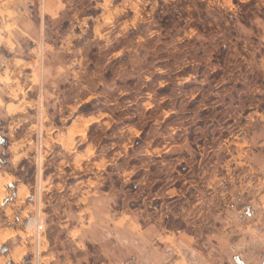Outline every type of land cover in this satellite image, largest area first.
Returning a JSON list of instances; mask_svg holds the SVG:
<instances>
[{
	"label": "rangeland",
	"instance_id": "obj_1",
	"mask_svg": "<svg viewBox=\"0 0 264 264\" xmlns=\"http://www.w3.org/2000/svg\"><path fill=\"white\" fill-rule=\"evenodd\" d=\"M67 12L45 18L44 75L32 79L41 88L22 75L20 109L0 110V150L12 139V120L21 121L14 135L25 141L16 171L22 180L32 182L34 168L37 181L64 180L61 192H43L31 213L40 209L46 218L42 264H56L48 254L73 244L60 218L69 215V227L82 221L73 217L75 195L90 197L91 184L95 204L121 223L136 213L126 204L131 196L150 197L173 177V156L191 162L183 177L190 172L197 180L204 179L200 163L220 161L224 144L244 141L264 159V0H85L68 2ZM32 45L22 41L24 49ZM5 94V102L17 97ZM0 156L6 161L9 153ZM62 195L72 198L63 202ZM31 214L22 227L32 247ZM31 251L24 264H33Z\"/></svg>",
	"mask_w": 264,
	"mask_h": 264
},
{
	"label": "crops",
	"instance_id": "obj_2",
	"mask_svg": "<svg viewBox=\"0 0 264 264\" xmlns=\"http://www.w3.org/2000/svg\"><path fill=\"white\" fill-rule=\"evenodd\" d=\"M70 1L76 6L85 3V0H45L43 7H37L36 0H0V110L7 115L9 107L12 114L20 109L22 75L31 80L33 86L41 88L32 79L34 74H39L40 80L44 75L45 68L39 59H44L45 18L56 19L68 14ZM33 10H37V18ZM23 40L31 42L32 47L24 49ZM36 64L40 65L38 71ZM5 91L7 96L16 94L17 100L5 102ZM97 110L95 107L88 110L87 117L91 121L96 120V114L92 113ZM12 123L16 124L8 132L12 139L7 136V144L0 150V155L2 151L9 153L6 161L0 156V211L4 217L0 222V249L7 246L6 251H0V264H24V258L33 249L28 243V231L22 227L24 220L36 204H42L43 192L58 191L59 194L64 185V180L57 182L48 176L40 180L39 175L37 181L35 168L32 182L22 180L16 171L25 141L22 143V135H14L20 119H13ZM2 141L0 136V144ZM236 143L240 147L230 148L229 143L224 144L220 161H217L218 156H211L205 163L199 162L204 166L198 173L199 177H204L201 180L195 179L189 171L188 177H183L185 169H191L192 164H180L182 159L173 156V177L157 184L156 194L150 197L148 193L131 196L126 204L139 213L125 215L121 223L116 221L121 220V216L117 217L109 208L101 211L95 204L97 193L95 185L91 184L90 197L84 190L75 195L77 209L73 217L82 221L69 227V215L60 218V226L69 228L73 244L57 255L51 251L50 262L56 258V264H121L127 259L133 264H264V233L255 236L256 218L264 219V159L250 152L244 141ZM36 151L34 145V158ZM68 197L72 198L62 195L61 199L69 201ZM134 198L143 205L134 206ZM153 201L155 204H150ZM97 256L100 259L97 260Z\"/></svg>",
	"mask_w": 264,
	"mask_h": 264
},
{
	"label": "built area",
	"instance_id": "obj_3",
	"mask_svg": "<svg viewBox=\"0 0 264 264\" xmlns=\"http://www.w3.org/2000/svg\"><path fill=\"white\" fill-rule=\"evenodd\" d=\"M45 0H37V4L39 7H43ZM42 103L39 105V110L41 111ZM36 221L33 224L32 228V263L33 264H42L43 259L45 258V250H46V243H44L43 236L45 235V228H46V218L42 214L40 209H37L31 214L27 221ZM255 232L257 234H261L264 232V221L261 223H257L255 226ZM121 264H133L131 259H127L123 261Z\"/></svg>",
	"mask_w": 264,
	"mask_h": 264
}]
</instances>
